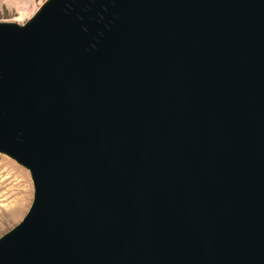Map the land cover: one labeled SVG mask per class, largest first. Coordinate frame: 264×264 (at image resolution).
Listing matches in <instances>:
<instances>
[{
	"label": "water",
	"instance_id": "95a60500",
	"mask_svg": "<svg viewBox=\"0 0 264 264\" xmlns=\"http://www.w3.org/2000/svg\"><path fill=\"white\" fill-rule=\"evenodd\" d=\"M0 153L33 184L0 264H264V0L0 21Z\"/></svg>",
	"mask_w": 264,
	"mask_h": 264
},
{
	"label": "rangeland",
	"instance_id": "374dc122",
	"mask_svg": "<svg viewBox=\"0 0 264 264\" xmlns=\"http://www.w3.org/2000/svg\"><path fill=\"white\" fill-rule=\"evenodd\" d=\"M45 0H0V21L24 23ZM33 198L28 169L0 153V236L16 225Z\"/></svg>",
	"mask_w": 264,
	"mask_h": 264
}]
</instances>
